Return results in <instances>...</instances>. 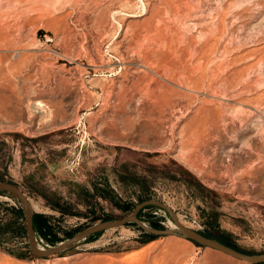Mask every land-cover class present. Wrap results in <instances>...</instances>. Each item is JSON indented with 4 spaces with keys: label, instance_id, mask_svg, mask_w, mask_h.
<instances>
[{
    "label": "rangeland",
    "instance_id": "374dc122",
    "mask_svg": "<svg viewBox=\"0 0 264 264\" xmlns=\"http://www.w3.org/2000/svg\"><path fill=\"white\" fill-rule=\"evenodd\" d=\"M0 182L46 249L153 200L263 254L264 0H0ZM0 243V264H250L132 223L50 257L26 233Z\"/></svg>",
    "mask_w": 264,
    "mask_h": 264
},
{
    "label": "water",
    "instance_id": "95a60500",
    "mask_svg": "<svg viewBox=\"0 0 264 264\" xmlns=\"http://www.w3.org/2000/svg\"><path fill=\"white\" fill-rule=\"evenodd\" d=\"M0 192L9 193L15 196L18 199V201L21 203L25 218V229L28 240V247L31 253L37 257H50V256L58 255L63 251H65L70 246L78 244L79 242L84 241L95 234L102 233L109 229L123 227L127 224L132 223L135 224L138 228H140L144 232L154 236H170V235L180 236L201 246L209 247L211 249L219 251L237 260H241L250 264H264V253L255 254V255L245 254L235 249H232L226 245H223L215 240L207 238L201 235L200 233H198L197 231L186 228L177 221L175 214L168 206H166L161 202H156L153 200H147L138 204L128 216L93 224L92 226L87 227L86 229H83L82 231L76 233L74 236L65 240L64 242H60L57 246L43 250L37 246L35 233L33 229L34 211L25 194L15 185L4 182H0ZM150 206L165 210L171 217L176 228L169 230H157V229H152L146 226L143 222H141L138 218V213L143 208Z\"/></svg>",
    "mask_w": 264,
    "mask_h": 264
},
{
    "label": "trees",
    "instance_id": "16d2710c",
    "mask_svg": "<svg viewBox=\"0 0 264 264\" xmlns=\"http://www.w3.org/2000/svg\"><path fill=\"white\" fill-rule=\"evenodd\" d=\"M1 193L2 192H0V194ZM11 212L14 215V220L12 222H8L6 220L3 221L2 219H0V240L6 232H10L15 237L22 236V235H24V233H26L25 232L26 231L25 226L19 221V219H23L22 222H25V218L22 215L21 209L20 208H11ZM38 217L41 218V216H39L37 214L33 215V228H34V231L38 235L43 237V235H45L44 234L45 230L41 229L40 226H38V227L36 226V220ZM108 220H110V219H108ZM132 225H135V224H132ZM141 231L143 232V234L145 236L155 237L154 235L144 233L143 230H141ZM99 234H101V233H98L96 235H99ZM201 234L207 238L215 240V241H217L223 245H226L232 249L239 250L235 245L230 243L228 240H226L223 236L219 235L217 232H205V233H201ZM1 245L2 244L0 243V250L4 251L7 254L12 255V256L16 255L15 253L11 252L9 249L2 248ZM17 256H20V255H17Z\"/></svg>",
    "mask_w": 264,
    "mask_h": 264
},
{
    "label": "bare ground",
    "instance_id": "6f19581e",
    "mask_svg": "<svg viewBox=\"0 0 264 264\" xmlns=\"http://www.w3.org/2000/svg\"><path fill=\"white\" fill-rule=\"evenodd\" d=\"M172 228L174 229V228H176V227L173 225ZM37 246H38L40 249L46 250V248H44V247H42V246H40V245H38V244H37ZM47 249H49V248H47Z\"/></svg>",
    "mask_w": 264,
    "mask_h": 264
}]
</instances>
